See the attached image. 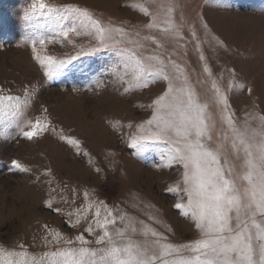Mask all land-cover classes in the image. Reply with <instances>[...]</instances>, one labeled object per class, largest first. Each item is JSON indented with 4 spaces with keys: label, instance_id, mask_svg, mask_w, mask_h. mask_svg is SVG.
<instances>
[{
    "label": "snow or ice",
    "instance_id": "6c2138e0",
    "mask_svg": "<svg viewBox=\"0 0 264 264\" xmlns=\"http://www.w3.org/2000/svg\"><path fill=\"white\" fill-rule=\"evenodd\" d=\"M128 6L146 22L127 26L80 4L31 0L24 10L20 43L30 47L46 81L83 75L88 79L83 90L98 93L106 83L99 78L102 72L112 77L108 83L119 85L121 95L163 82V90L150 103L137 105L150 109L147 119L112 123L118 130L129 129L122 138L132 156H156L159 162L153 167L177 171L178 178L164 191L176 197L173 207L197 236L172 242L152 226L172 232L151 211L146 215L152 223H147L94 198L88 190L83 191L79 207L70 211L55 207L61 201L68 203V198L61 195L58 201L51 186L52 170L46 168L42 173L49 177L43 182L49 185L45 207L65 217L70 228L83 230L69 237L45 224L41 239L46 250L34 254L24 243L0 246V264H264V114L253 109L237 120L230 95L246 85L235 78L234 69L216 74L208 62L205 45L214 52L227 49L205 17L204 9L211 4L201 0L191 15L185 12L184 0H132ZM49 44L71 50L62 56L49 54ZM189 44L198 56L201 74L188 71ZM96 58L108 63L93 74ZM225 71L230 77L226 86ZM247 91L251 94L252 87L247 86ZM37 92L36 84H25L22 95L0 87V138H8L13 127L17 137L29 141L51 132L93 164L79 139L57 129L46 107L41 106L35 119L28 116ZM11 164L15 171L32 172L18 160ZM71 192L75 203L77 190Z\"/></svg>",
    "mask_w": 264,
    "mask_h": 264
},
{
    "label": "rangeland",
    "instance_id": "374dc122",
    "mask_svg": "<svg viewBox=\"0 0 264 264\" xmlns=\"http://www.w3.org/2000/svg\"><path fill=\"white\" fill-rule=\"evenodd\" d=\"M31 0H0V87L11 94L22 95L25 84H36L38 92L28 116L35 119L46 107L57 129L82 142L93 159L77 155L66 142L59 141L51 132L32 141L16 136V129L8 130V138H0V246L15 248L24 243L32 253L45 249L41 237L44 225L57 228L69 237L79 234L83 228L73 229L65 223V217L50 211L44 205L48 198V187L42 175L44 169L52 170V187L56 188L58 201L66 195L68 203L58 202L54 206L70 211L83 203V191L88 190L94 198L105 200L112 207H119L132 216L152 223L146 213L158 216L172 232L153 224L165 232L172 242L182 243L196 238L188 220L181 218L173 207L176 197L164 189L178 178L175 169H156L158 157L139 159L132 156L122 134L127 128L113 127L114 121L127 124L139 122L150 116V109L137 107L150 103L164 88L163 82L134 94L121 95L119 85L108 83L111 76L101 72L105 87L98 93L85 89L88 79L74 76L67 79L46 81L39 65L33 60L31 49L21 44L25 33L24 10ZM56 4L76 3L92 8L105 19L116 23L127 22V26L146 22L147 18L131 8L132 0H49ZM185 12L191 15L198 10L201 0H184ZM211 7L204 9L211 30L227 45V49L212 51L205 45V54L213 72L234 69L236 79L246 85L244 90L230 95V103L237 120L245 112L255 110L264 114V0H205ZM187 34V33H186ZM79 40V38H77ZM154 48L155 45H150ZM171 48V45H168ZM70 46L47 45L49 54L62 56ZM175 58V57H174ZM188 71L201 74V65L192 44L188 45L186 57ZM108 63L107 59L93 61L94 72ZM193 81L197 75H193ZM229 74L225 71L222 83L227 85ZM251 86V94L247 91ZM73 87L82 89L73 92ZM215 111V108H213ZM134 130V129H132ZM114 154V155H113ZM31 167V173L12 169V160ZM101 169L100 172L95 168ZM37 176L40 180L37 181ZM77 190L75 203L71 189ZM63 189V193H61ZM133 204H137L133 207ZM154 205L145 208L144 205ZM87 235V234H86Z\"/></svg>",
    "mask_w": 264,
    "mask_h": 264
}]
</instances>
